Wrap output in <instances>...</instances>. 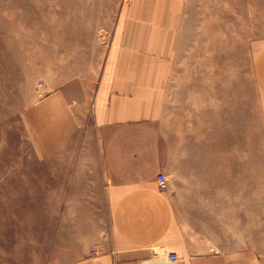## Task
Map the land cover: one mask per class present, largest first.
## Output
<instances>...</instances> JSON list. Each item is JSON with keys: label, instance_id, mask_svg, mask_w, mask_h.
I'll return each mask as SVG.
<instances>
[{"label": "crops", "instance_id": "1", "mask_svg": "<svg viewBox=\"0 0 264 264\" xmlns=\"http://www.w3.org/2000/svg\"><path fill=\"white\" fill-rule=\"evenodd\" d=\"M250 5L264 13V0ZM194 10V0H127L93 90L66 83L29 113L77 217L108 223L74 264H264L255 197L244 211L258 173L251 158L244 178L242 148L226 146L242 141L244 85L264 124V37L251 41L245 78L204 71L197 99L195 70L172 66Z\"/></svg>", "mask_w": 264, "mask_h": 264}, {"label": "rangeland", "instance_id": "2", "mask_svg": "<svg viewBox=\"0 0 264 264\" xmlns=\"http://www.w3.org/2000/svg\"><path fill=\"white\" fill-rule=\"evenodd\" d=\"M126 2L0 0V264H74L83 248L95 246L106 235V220L77 217L82 215L81 205L76 213V205L68 202L66 189L60 187L58 154L44 157L42 135L29 113L66 83L79 80L93 90ZM194 8L172 66L195 70L196 98L202 100L204 71L238 69L244 78L249 73L250 44L264 37V13L251 11L250 0H222V4L194 0ZM244 95L248 118L242 141L228 140L226 146L242 148L244 178L249 159L257 170V184L246 194L248 198L244 196V211L250 212V196L255 197L262 245L264 124L261 117L257 122L245 85ZM202 110L195 108L196 115ZM252 206L256 207L255 201ZM96 227L100 234L94 235Z\"/></svg>", "mask_w": 264, "mask_h": 264}, {"label": "built area", "instance_id": "3", "mask_svg": "<svg viewBox=\"0 0 264 264\" xmlns=\"http://www.w3.org/2000/svg\"><path fill=\"white\" fill-rule=\"evenodd\" d=\"M158 183H159V186L161 188H166L167 187V177H166L165 174L160 173L158 175ZM168 257H169L170 260H176L177 259L176 255L173 254V253L169 254Z\"/></svg>", "mask_w": 264, "mask_h": 264}, {"label": "bare ground", "instance_id": "4", "mask_svg": "<svg viewBox=\"0 0 264 264\" xmlns=\"http://www.w3.org/2000/svg\"><path fill=\"white\" fill-rule=\"evenodd\" d=\"M12 24H13V23H12ZM210 24H211V23H210ZM211 26H212V25H211ZM218 26H219V25H218ZM6 28H7V26H6ZM6 28H5V31L7 32ZM8 29H10V28H8ZM216 30H217V29H216ZM0 35H1V34H0ZM205 35H206V34H205ZM218 35H219V34H218ZM8 36H10V34H9ZM3 37H4V36H3ZM225 37H226V36H225ZM6 38L8 39V37H6ZM13 39H14V38H12V41H13ZM3 40H5V39L3 38ZM8 40H9V39H8ZM10 40H11V38H10ZM10 40H9V41H10ZM224 40H225V39H224ZM1 41H2V39H1ZM9 41H8V42H9ZM6 42H7V41H6ZM208 44L210 45V43H208ZM208 44H207V45H208ZM207 45H206V47H208ZM211 46H213V45H211ZM203 47H204V46H203ZM222 47H223V46H222ZM212 49H213V48H212ZM207 50H209V51H207V52H210L209 47H208ZM225 50H226V49H225ZM216 51H217V50H216ZM217 52H218V51H217ZM217 52H216V53H217ZM225 52H226V51H225ZM225 52H224V54H225ZM227 52H229V51H227ZM205 53H206V52H205ZM213 53H215V50H214V52H212V54H213ZM226 55L228 56V54H226ZM213 56H214V55H213ZM219 56H220V54H218V57H219ZM229 56H230V54H229ZM209 57H210V56H209ZM211 58H212L211 60H213V57H211ZM229 58H230V57H229ZM205 59H206V58H205ZM221 59H222V58H221ZM224 61H225V60H224ZM224 61L222 60L223 64L226 63V62H224ZM226 61H227V60H226ZM213 62H214V61H213ZM227 62H228V61H227ZM231 62H232V61H230L229 64H230ZM210 63H211V62H210ZM207 64H208V63H207ZM226 64H228V63H226ZM232 64H233V63H232ZM211 65H214V63L211 64ZM220 66H221V65H220ZM228 66H230V65H228ZM228 66H227V67H228ZM224 67H225V65H224ZM231 67H232V66H231ZM228 68H229V67H228ZM200 69H201V68H200ZM203 69H204V68H203ZM210 69H211V68H210ZM210 69H209V70H210ZM222 69H223V68H222ZM212 70H213V69H212ZM216 70H217V69H216ZM222 71H223V70H222ZM197 83H198V82H197ZM215 91H217V90H215ZM215 93H216V92H215ZM201 94H202V93H201ZM194 99H196V98H194ZM197 99H199V98H197ZM199 140H200V139H199ZM200 141H201V140H200ZM5 227H6V226H5Z\"/></svg>", "mask_w": 264, "mask_h": 264}]
</instances>
